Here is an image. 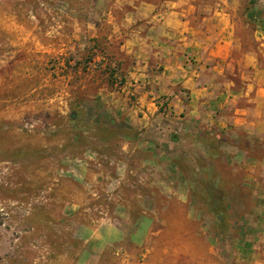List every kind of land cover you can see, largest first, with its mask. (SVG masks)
Masks as SVG:
<instances>
[{
	"label": "rangeland",
	"instance_id": "374dc122",
	"mask_svg": "<svg viewBox=\"0 0 264 264\" xmlns=\"http://www.w3.org/2000/svg\"><path fill=\"white\" fill-rule=\"evenodd\" d=\"M219 6L264 69V0ZM133 10L131 0H0V264H264V211H242L264 199L246 179L264 181V166L251 172L234 147L263 159L264 135L178 133L170 147V133L131 126ZM242 72L231 75L238 87ZM223 137L220 150L202 145ZM95 231L108 241L97 263L99 246L86 252Z\"/></svg>",
	"mask_w": 264,
	"mask_h": 264
},
{
	"label": "crops",
	"instance_id": "0c3cea01",
	"mask_svg": "<svg viewBox=\"0 0 264 264\" xmlns=\"http://www.w3.org/2000/svg\"><path fill=\"white\" fill-rule=\"evenodd\" d=\"M220 1L226 0H131L134 10L127 19L136 26L123 47L127 73L122 92L125 103L128 94L135 99L122 115L139 130L170 133L174 136L170 147L178 142V133L200 134L203 138L216 131L231 137L240 131L264 135V69L254 52L240 51L233 15L227 8H220ZM249 67L254 70L251 75L244 72ZM236 68L243 71L241 78L246 86L238 87L231 77ZM157 140L147 141V146L158 148ZM220 140V147L229 146L227 137ZM234 147L239 152L236 158L241 154L251 172L264 166V158L251 157L237 144ZM246 179L255 186L258 197L264 198L260 173H249ZM180 193L188 196L186 183ZM259 201L250 209L244 204V217L264 211V199ZM196 227L205 228L203 222ZM116 229L107 230L114 233ZM256 234L264 238V231ZM198 235L202 236L200 230L195 233ZM104 240L95 231L86 241V252L99 246L100 251L91 255L96 263L108 243Z\"/></svg>",
	"mask_w": 264,
	"mask_h": 264
},
{
	"label": "trees",
	"instance_id": "16d2710c",
	"mask_svg": "<svg viewBox=\"0 0 264 264\" xmlns=\"http://www.w3.org/2000/svg\"><path fill=\"white\" fill-rule=\"evenodd\" d=\"M218 141H219V142H217V143H214V142H213V143H211V144H207V145L209 146V147H207V148H208V149H212V148H214V146H215V148L217 147L218 149H219V148L221 149V147H220V143H221V142H220V139H218ZM220 149H219V150H220ZM213 167H214V166H212V168H211V167H210V168H211V169H214ZM212 179H213V180H212ZM211 180H212L211 182H212V185H213V186L215 185V187H220V186H218V184H219V180H220L218 177H212ZM223 193H224V191H223ZM219 204H220V203H219Z\"/></svg>",
	"mask_w": 264,
	"mask_h": 264
}]
</instances>
